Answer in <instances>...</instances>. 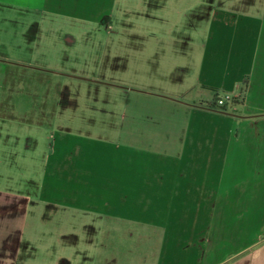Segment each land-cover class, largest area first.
Masks as SVG:
<instances>
[{
  "label": "rangeland",
  "instance_id": "obj_1",
  "mask_svg": "<svg viewBox=\"0 0 264 264\" xmlns=\"http://www.w3.org/2000/svg\"><path fill=\"white\" fill-rule=\"evenodd\" d=\"M242 1L108 0L89 17L0 2V192L30 197L14 223L22 263L129 264L133 229L61 202L96 205L90 193L179 159L202 168L209 149L192 127L232 122L185 105L213 100L195 81L208 29Z\"/></svg>",
  "mask_w": 264,
  "mask_h": 264
},
{
  "label": "crops",
  "instance_id": "obj_2",
  "mask_svg": "<svg viewBox=\"0 0 264 264\" xmlns=\"http://www.w3.org/2000/svg\"><path fill=\"white\" fill-rule=\"evenodd\" d=\"M4 1L35 11L46 6L54 15L89 17L102 13L108 0H0ZM242 2L240 12L215 11L208 29L195 81L213 91V100L185 105L232 122L215 129L214 135L206 136L201 126L191 129L201 133L197 139L206 137L196 145L209 149L203 164L209 174L192 156V170L190 161L179 159L161 171L135 176L128 188L119 184L104 189L103 198L90 193L96 205H79L68 198L61 202L133 229L123 237L134 252L128 255L129 264H264V0ZM220 93L230 100L225 112L207 109ZM193 146L189 148H198ZM74 166L69 165L72 173ZM97 184L92 185L98 189ZM50 191L46 187L40 196L55 205L46 194ZM29 203L28 196L0 192V264H25L14 223ZM112 262L118 260L114 257Z\"/></svg>",
  "mask_w": 264,
  "mask_h": 264
},
{
  "label": "built area",
  "instance_id": "obj_3",
  "mask_svg": "<svg viewBox=\"0 0 264 264\" xmlns=\"http://www.w3.org/2000/svg\"><path fill=\"white\" fill-rule=\"evenodd\" d=\"M229 102H230L229 98L225 97L223 99L222 98L216 99L214 104L216 107H223L226 105V103H229Z\"/></svg>",
  "mask_w": 264,
  "mask_h": 264
},
{
  "label": "trees",
  "instance_id": "obj_4",
  "mask_svg": "<svg viewBox=\"0 0 264 264\" xmlns=\"http://www.w3.org/2000/svg\"><path fill=\"white\" fill-rule=\"evenodd\" d=\"M207 109L216 110L218 112H225V107H216L215 104H209L206 106Z\"/></svg>",
  "mask_w": 264,
  "mask_h": 264
}]
</instances>
